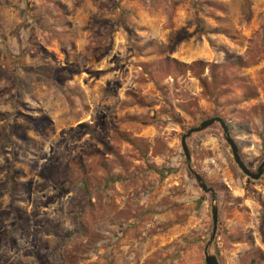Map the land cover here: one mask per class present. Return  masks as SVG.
Instances as JSON below:
<instances>
[{"label": "rangeland", "instance_id": "obj_1", "mask_svg": "<svg viewBox=\"0 0 264 264\" xmlns=\"http://www.w3.org/2000/svg\"><path fill=\"white\" fill-rule=\"evenodd\" d=\"M264 0H0V264H264Z\"/></svg>", "mask_w": 264, "mask_h": 264}, {"label": "water", "instance_id": "obj_2", "mask_svg": "<svg viewBox=\"0 0 264 264\" xmlns=\"http://www.w3.org/2000/svg\"><path fill=\"white\" fill-rule=\"evenodd\" d=\"M215 124H219V126L221 127L223 134H224L225 141L229 145L231 152L233 154L234 161H235L236 165L238 166V168L241 170V172L248 179L253 180V181H258L264 174V161L259 165V167L257 168L255 173L250 171L246 167L244 162L242 161L241 156L239 154L238 147L236 146L234 140L231 138V136L229 134L228 127L226 126L224 120L221 118H218V117L210 118V119H207V120L201 122L199 126H197L195 128H191L190 130L187 131L186 134H184L182 136L181 147H182L184 156L186 158V162L189 164L191 161L189 149L187 146V139H189L192 135L200 133V132L210 128L211 126H213ZM188 170H189L190 174L192 175V177L195 179L196 183L198 184V186L202 190V192L205 194H210L212 196V203L213 204H212V208H211V215H212V224H213L212 226H213V228H212V234L210 237V241L206 247L204 255H205V264H219L217 258L214 255H209L207 253V248L209 247L210 244H212V242L215 239L216 233H217L218 208L214 204V202H215V191L213 190V188H210L207 186V184L205 183L202 176L199 173H197L195 170H193L190 165H188Z\"/></svg>", "mask_w": 264, "mask_h": 264}]
</instances>
